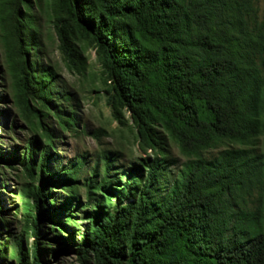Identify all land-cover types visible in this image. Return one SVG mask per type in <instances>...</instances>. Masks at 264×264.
I'll return each instance as SVG.
<instances>
[{
	"label": "trees",
	"instance_id": "trees-1",
	"mask_svg": "<svg viewBox=\"0 0 264 264\" xmlns=\"http://www.w3.org/2000/svg\"><path fill=\"white\" fill-rule=\"evenodd\" d=\"M55 4L97 45L116 118L128 110L143 150H156L167 136L185 161L171 171L176 161L145 156L125 174L105 157L82 184L84 158L52 172L57 133L44 122L53 114L61 131H71L77 119L58 107L55 74L29 59L40 50L33 18L22 11L31 9L29 0H3L0 46L8 75L46 145L39 152L33 138L22 156L0 152V164L22 166L31 181L20 200L36 240L31 258L24 240L10 241V249L0 244V264H44L71 245L85 264H264V154L255 151L264 136L258 0ZM64 100L72 102L69 94ZM55 185L64 197L47 190ZM82 221L86 231L75 245ZM45 230L53 236H43Z\"/></svg>",
	"mask_w": 264,
	"mask_h": 264
},
{
	"label": "rangeland",
	"instance_id": "rangeland-1",
	"mask_svg": "<svg viewBox=\"0 0 264 264\" xmlns=\"http://www.w3.org/2000/svg\"><path fill=\"white\" fill-rule=\"evenodd\" d=\"M1 2L3 0H0V5ZM29 3L31 9L22 7V11L32 16L37 41L40 44V50L36 51L37 54L30 53L29 59L38 62L39 66L49 68L55 74L54 85L58 94V107H61L63 113L66 111L73 113L77 119L76 127L71 131H61L59 122L53 114L49 115L51 120L44 122L48 129L57 133L52 149L54 157L51 162L52 172L61 170L71 161L84 158L86 166L79 181L82 184V179L88 178L95 165L105 157L114 159L120 171L128 174L139 159L156 155L164 157L169 163L176 161V165L170 166V170L175 171L185 161L175 143L165 136L156 150H143L130 112L126 109L119 110V119L116 118L109 102L112 85L92 38L87 36L64 11L56 7V0H29ZM258 7L262 16L264 0H258ZM66 94L70 95L72 101L70 104L64 100ZM32 107L34 108V105ZM33 138H36L38 150L41 152L46 140L41 132L34 130L20 103L17 102L4 52L0 46L1 155L7 157L16 150L22 156L27 143ZM255 151L264 154V136L256 140ZM212 153L215 154L216 151ZM0 166L4 173L0 181L8 188L6 191L0 186L2 210L0 219L5 225L0 226V244L9 243L10 249L13 248L10 241L24 240L26 252L31 258L36 240L32 236L30 222L24 215V206L20 200L22 187L31 181L25 177L22 166L4 163ZM54 178H58V175L55 174ZM126 181L127 179H124L123 183ZM34 185L39 186V183L35 182ZM47 190L58 198L65 196L62 188L57 185L48 187ZM80 198L82 202L86 201L83 188L80 189ZM112 203L117 204V199L113 198ZM81 218L82 214H78L75 219L79 221ZM85 223L82 221L80 233L75 232L73 244L80 245L82 241L80 234L86 231ZM45 231L43 236L46 238L53 236L50 230ZM65 236L64 234L63 237ZM70 248L75 246L71 245ZM70 248L56 257H53V253L48 254V261L44 264H85ZM29 262L32 263V260ZM12 264L17 263L12 261ZM87 264H96V262L90 259Z\"/></svg>",
	"mask_w": 264,
	"mask_h": 264
}]
</instances>
